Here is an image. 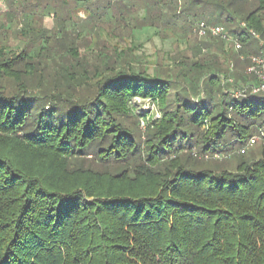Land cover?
Here are the masks:
<instances>
[{
  "label": "trees",
  "instance_id": "trees-1",
  "mask_svg": "<svg viewBox=\"0 0 264 264\" xmlns=\"http://www.w3.org/2000/svg\"><path fill=\"white\" fill-rule=\"evenodd\" d=\"M167 1L4 0L9 23L24 22L25 44L17 53L0 48V264H264L257 77L227 68L216 55H226L224 42L213 39L209 55L175 61L174 71L133 66V43L89 68L80 32L66 26L78 11L93 27L113 22L130 32L204 17L185 8L163 19ZM213 1L209 23L241 45L231 60L264 57V0ZM44 16L57 26L34 25ZM54 46L57 93L39 75L27 79L48 69L41 53ZM135 97L153 101L160 117L135 113ZM251 137L259 142L240 153Z\"/></svg>",
  "mask_w": 264,
  "mask_h": 264
},
{
  "label": "rangeland",
  "instance_id": "rangeland-1",
  "mask_svg": "<svg viewBox=\"0 0 264 264\" xmlns=\"http://www.w3.org/2000/svg\"><path fill=\"white\" fill-rule=\"evenodd\" d=\"M170 0L167 1L168 3L162 5V18H170L174 13L182 12L183 9L189 8V13L192 16L193 14L203 15V18H196L195 20L192 19V17H188V21L183 20H177V26L176 29H174L172 26H169L165 31L156 33L157 28H151V27H145L143 29H133L132 32H130V26L124 27L123 24H114L111 23H96L94 24V27L89 24L86 20H81L84 14L82 11H78L76 15L71 17L69 21H67L66 26L69 28L75 29L77 32H80L81 39H79V47L78 52L80 56H83L86 61L87 65H89V68L99 67L101 65H104L108 57L112 56L113 51H116V49L124 50L126 47H129L130 43H133L134 47L130 48V52L128 51L129 55H132L130 58L134 61L133 66L138 68H145L147 69V72L153 73L154 69L161 66L166 67L170 66L171 69L174 71L175 67V61L181 60L183 58L187 59H200L204 58L207 55H209V49L206 48L208 44L213 43V40L216 41H222L224 42V51L226 55H223V53H217V57L221 61H226L225 66L228 68L231 67V70L247 74L246 69V61L249 54H240L239 58L236 56V60H231L232 58L228 56V53L230 55V52H233L235 55L237 50H235L233 42L232 41H226L223 38H199L198 34L194 31V27L196 25V22L198 21H205L206 23L212 22L213 16L209 14V9L213 6L210 5L211 2H214L213 0ZM218 1V0H216ZM215 1V2H216ZM249 1V0H248ZM126 6L136 5L139 3H132V0H122ZM170 2V4H169ZM208 9V10H207ZM7 11L6 4L4 3V0H0V48H10L13 53L19 52L25 44V40H23L22 36H19L17 34L20 27L23 26L24 22L19 20L10 22L9 15H6L4 12ZM187 12V13H188ZM133 13V12H132ZM139 15L143 13L142 8H138L137 12ZM34 25H42L45 29H51L54 26H57L56 21H53L51 17H38L34 20ZM163 26V24H161ZM170 27L172 29H170ZM181 27H184L183 30H180ZM223 27V26H222ZM100 28L99 36L97 33L98 29ZM115 28L114 31H110V29ZM226 32V31H225ZM132 33V34H130ZM227 33V32H226ZM201 50L199 51L197 47ZM58 47H53L51 49V53H41V65L40 67L47 66V70H44L42 72H37L30 78H27L28 81L34 80L39 77L41 78L43 82V86L45 88H49L50 92H59V88H54L53 83L56 81L58 84H62L60 77L56 76L54 73V70L50 68L48 65H54L53 61H57L59 57L55 51ZM116 48V49H115ZM54 52V53H53ZM116 52H120L117 50ZM60 53V52H58ZM51 56H48L50 55ZM252 55V54H251ZM54 57V58H52ZM239 59V60H238ZM233 64V67H232ZM55 66V65H54ZM85 68V64H83ZM248 68V67H247ZM91 70V69H89ZM91 72V71H90ZM233 73V72H232ZM25 76H20L18 80L20 81H26L24 79ZM233 76H231V79ZM4 82H7L8 80H3ZM251 81V80H250ZM250 81L248 82V85L251 84ZM240 85L241 81L239 80ZM252 85V84H251ZM60 86V85H59ZM226 87V86H225ZM227 88V87H226ZM230 88V87H228ZM235 94H239V91H236L235 89H232ZM131 106L135 113L139 114L142 111L148 115V118L158 119L160 117V112L158 111V108L156 104L148 99H143L140 97H135L131 101ZM147 121L145 119L140 120L139 122V128L142 132L145 131V124ZM259 142V138L255 142ZM232 148H239L238 145L233 146ZM216 159H221V157L216 156ZM224 162V161H223ZM236 160L231 159L230 162H224V168L232 169L235 165Z\"/></svg>",
  "mask_w": 264,
  "mask_h": 264
},
{
  "label": "built area",
  "instance_id": "built-area-1",
  "mask_svg": "<svg viewBox=\"0 0 264 264\" xmlns=\"http://www.w3.org/2000/svg\"><path fill=\"white\" fill-rule=\"evenodd\" d=\"M194 31L198 34L199 38L220 37L225 39L226 41H232L235 50H239L241 48L240 43L236 39L228 35L223 29V27H221L220 25H209L204 21H198L196 22ZM247 60L249 61L247 73L254 74L257 77V79L260 81L258 85L252 86V93H258L264 91V57L249 55L247 57ZM255 141H256V137H251L249 139L248 145L240 149V153H244L246 148L250 145H253Z\"/></svg>",
  "mask_w": 264,
  "mask_h": 264
}]
</instances>
